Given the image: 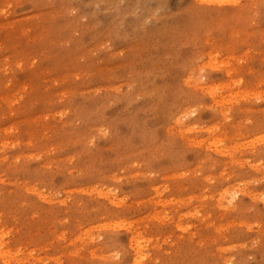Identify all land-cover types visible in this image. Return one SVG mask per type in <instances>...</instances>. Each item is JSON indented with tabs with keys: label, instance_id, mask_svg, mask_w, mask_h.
<instances>
[{
	"label": "rangeland",
	"instance_id": "obj_1",
	"mask_svg": "<svg viewBox=\"0 0 264 264\" xmlns=\"http://www.w3.org/2000/svg\"><path fill=\"white\" fill-rule=\"evenodd\" d=\"M0 264H264V0H0Z\"/></svg>",
	"mask_w": 264,
	"mask_h": 264
}]
</instances>
